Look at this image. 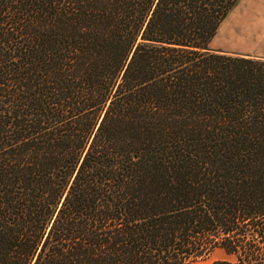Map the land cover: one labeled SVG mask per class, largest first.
<instances>
[{
	"label": "trees",
	"instance_id": "trees-1",
	"mask_svg": "<svg viewBox=\"0 0 264 264\" xmlns=\"http://www.w3.org/2000/svg\"><path fill=\"white\" fill-rule=\"evenodd\" d=\"M239 0H0V264H264V57L211 51Z\"/></svg>",
	"mask_w": 264,
	"mask_h": 264
},
{
	"label": "rangeland",
	"instance_id": "rangeland-1",
	"mask_svg": "<svg viewBox=\"0 0 264 264\" xmlns=\"http://www.w3.org/2000/svg\"><path fill=\"white\" fill-rule=\"evenodd\" d=\"M242 3L235 7L220 25L216 36L209 45L211 51L250 54L264 57V24H259L260 29L252 24L249 16H245L248 8L243 9ZM241 10V11H240ZM218 260L234 261L233 256H228L220 249H215L209 256L193 264H213Z\"/></svg>",
	"mask_w": 264,
	"mask_h": 264
},
{
	"label": "crops",
	"instance_id": "crops-1",
	"mask_svg": "<svg viewBox=\"0 0 264 264\" xmlns=\"http://www.w3.org/2000/svg\"><path fill=\"white\" fill-rule=\"evenodd\" d=\"M241 3L243 4L241 9L242 11H244L243 9L248 8L247 12L243 15L249 16L250 20H252V24L257 26V29H260L259 24H264V0H239L236 7Z\"/></svg>",
	"mask_w": 264,
	"mask_h": 264
}]
</instances>
